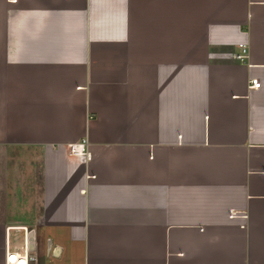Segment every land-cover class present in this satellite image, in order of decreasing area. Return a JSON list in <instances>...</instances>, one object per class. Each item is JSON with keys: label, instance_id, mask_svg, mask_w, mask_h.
<instances>
[{"label": "crops", "instance_id": "crops-1", "mask_svg": "<svg viewBox=\"0 0 264 264\" xmlns=\"http://www.w3.org/2000/svg\"><path fill=\"white\" fill-rule=\"evenodd\" d=\"M10 228L36 264H264V0H0V264Z\"/></svg>", "mask_w": 264, "mask_h": 264}, {"label": "built area", "instance_id": "built-area-1", "mask_svg": "<svg viewBox=\"0 0 264 264\" xmlns=\"http://www.w3.org/2000/svg\"><path fill=\"white\" fill-rule=\"evenodd\" d=\"M239 52L234 55V60L238 63L244 64L248 58V48L244 44L238 45ZM260 84L258 80L251 79L248 82L249 89H258ZM67 154L71 157H89V153L87 150L86 140H80L77 143L70 144L68 146ZM6 231V243H5V251H4V259L3 264H36L37 259L35 256V251L30 252L27 248V228H18V230ZM11 233H15L14 238H16V234L20 235V239L18 241L11 243L10 236ZM36 250V244H35Z\"/></svg>", "mask_w": 264, "mask_h": 264}, {"label": "water", "instance_id": "water-1", "mask_svg": "<svg viewBox=\"0 0 264 264\" xmlns=\"http://www.w3.org/2000/svg\"><path fill=\"white\" fill-rule=\"evenodd\" d=\"M27 248L28 251L34 252L35 251V231L29 230L27 233ZM51 248V243L47 242V250L49 251ZM60 250L58 248H53L52 254L56 257L59 254Z\"/></svg>", "mask_w": 264, "mask_h": 264}, {"label": "rangeland", "instance_id": "rangeland-1", "mask_svg": "<svg viewBox=\"0 0 264 264\" xmlns=\"http://www.w3.org/2000/svg\"><path fill=\"white\" fill-rule=\"evenodd\" d=\"M15 233H11V236H10V241H11V243H14V242H16V241H18V239H20V235L19 234H16V238H14V235ZM39 264H41V263H39Z\"/></svg>", "mask_w": 264, "mask_h": 264}]
</instances>
